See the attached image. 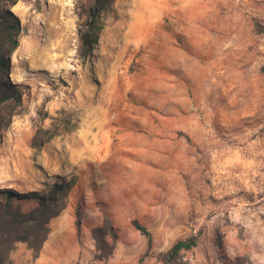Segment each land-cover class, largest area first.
I'll return each mask as SVG.
<instances>
[{
	"label": "rangeland",
	"instance_id": "obj_1",
	"mask_svg": "<svg viewBox=\"0 0 264 264\" xmlns=\"http://www.w3.org/2000/svg\"><path fill=\"white\" fill-rule=\"evenodd\" d=\"M94 2L11 7L22 97L0 189L67 196L38 257L18 243L10 264H164L198 232L183 264H264V0H113L85 45ZM107 221L99 260L91 230Z\"/></svg>",
	"mask_w": 264,
	"mask_h": 264
},
{
	"label": "trees",
	"instance_id": "obj_2",
	"mask_svg": "<svg viewBox=\"0 0 264 264\" xmlns=\"http://www.w3.org/2000/svg\"><path fill=\"white\" fill-rule=\"evenodd\" d=\"M17 0H0V130L5 127L12 112L19 106L22 93L9 78L10 57L18 46L21 26L18 17L11 7ZM113 0H95L89 11L90 21L85 23L86 30L82 34L85 45L96 41L102 29L99 11ZM67 189L62 183L53 184L52 188L41 195L30 192L24 195L11 189H0V264H10L9 255L18 243H26L37 258L50 232L49 223L66 205ZM22 199L34 200L26 207ZM80 221L77 220V224ZM133 226L147 239V254L152 246L150 231L137 220ZM97 249L96 258L107 259L113 251V245L105 240V235L116 237L112 225L107 221L102 226L91 230ZM198 232L184 240H178L162 256L164 264H183L181 253L196 247L199 243ZM141 260V259H140Z\"/></svg>",
	"mask_w": 264,
	"mask_h": 264
},
{
	"label": "bare ground",
	"instance_id": "obj_3",
	"mask_svg": "<svg viewBox=\"0 0 264 264\" xmlns=\"http://www.w3.org/2000/svg\"><path fill=\"white\" fill-rule=\"evenodd\" d=\"M14 8V7H13ZM137 30V29H136ZM20 48H18V50L16 49L15 53H17L19 51ZM14 59V58H13Z\"/></svg>",
	"mask_w": 264,
	"mask_h": 264
}]
</instances>
